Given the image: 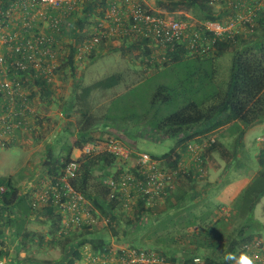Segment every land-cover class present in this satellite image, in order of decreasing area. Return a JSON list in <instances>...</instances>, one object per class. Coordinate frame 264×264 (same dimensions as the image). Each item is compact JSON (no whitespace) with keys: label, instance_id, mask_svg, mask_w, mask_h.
<instances>
[{"label":"built area","instance_id":"1","mask_svg":"<svg viewBox=\"0 0 264 264\" xmlns=\"http://www.w3.org/2000/svg\"><path fill=\"white\" fill-rule=\"evenodd\" d=\"M209 1L218 9L214 11L219 18L199 22L169 18L138 0H0V145L5 146L6 138L16 132L37 131L42 121L34 116L32 94H38L42 87L35 86L34 81L41 78L50 87L64 68L68 46L73 42L76 65L99 47H112L122 41L137 45L141 53L148 50L142 63L146 70L151 69L147 66L162 67L168 53L178 46L191 56L207 55L215 52L218 40L235 42L258 27L260 21L264 23V0ZM85 13L89 25L80 29L77 22ZM204 128L202 125L190 133ZM257 141L264 146V134ZM213 144L212 134L196 135L183 150L188 155L186 163L181 159L178 169L170 171L147 153H134L121 141L94 139L74 150L76 156L64 165L56 182L45 183L35 197L34 207L53 205L62 218L61 231L65 234L86 223L95 226L97 221L86 210L87 200L70 185L80 158L105 152L114 156L119 170L128 161L134 162L132 174L121 173L119 181H104L113 192L122 194L121 206L129 210L132 195L151 204L171 193L180 175L203 178L207 173V150ZM86 256L89 264H174L157 251L133 247L117 253L111 250L107 258L95 253ZM245 256L253 264H264V238L253 242L243 262ZM4 261L1 257L0 264ZM191 264L204 261L195 257Z\"/></svg>","mask_w":264,"mask_h":264},{"label":"trees","instance_id":"2","mask_svg":"<svg viewBox=\"0 0 264 264\" xmlns=\"http://www.w3.org/2000/svg\"><path fill=\"white\" fill-rule=\"evenodd\" d=\"M156 5L160 13L169 18H175L173 13L179 10L198 11L202 21L215 20L218 17L209 0H156ZM77 24L80 29L85 26L81 20ZM263 24L260 21L258 27L252 28L243 37L237 38L235 42L218 40L214 53L191 56L181 46L168 53L167 60L161 70L165 74L167 72L171 74L172 78L153 91L150 95L148 110L143 114L149 127L158 133L162 140L175 139V146L167 153L161 156H151L164 170L176 171L178 169L182 159L181 150H184L188 141L196 135H213L223 125L235 123L241 126L242 131L239 135L242 136L244 130L264 122ZM74 44L75 42L68 46L63 77L75 74ZM99 48L113 49L102 46ZM228 52L232 53L230 66L226 78L222 79L219 76L217 60ZM148 53V50L145 49L141 56H147ZM88 57L90 60L93 59L92 55ZM147 68L152 69L151 66H147ZM154 68L153 70L160 69L157 66ZM120 80L119 75H112L90 86L83 87L80 95L77 98L76 95L74 96V101L84 102L92 91L112 88L118 85ZM34 85L42 87L43 95L48 94V86L43 79H36ZM72 105L69 109L74 107ZM67 114L69 115L70 112ZM202 125L205 126L204 129L190 133ZM103 138L105 140L118 139L117 136L109 133H105ZM94 139L104 140L92 138L90 132L86 130V126H81L75 139L66 146L64 145L65 147L62 146L61 153L54 155L50 149H47L42 166L46 180L52 183L56 182L64 165L70 161L73 151ZM217 147L218 144L215 142L208 150H215L221 157H224V150L221 149V146L218 149ZM229 156L228 154L227 157ZM115 162L114 156L105 152L82 157L78 160L79 168L75 178L70 180L72 189L81 193L87 200V213L91 216L99 213L103 218H106H102L106 227L104 234L96 238L94 233L90 232L93 226L87 223L75 229L76 232L79 231L78 234L76 232L73 234L70 231L66 234L63 233L61 231L62 218L56 213L53 205L35 208V199L32 201L29 195L22 194L20 189L14 186L11 176L0 178V187L4 188V192L0 193V208L3 211H8L11 207L15 208L16 213H10L9 220L11 219L18 237L19 249L27 251V245L30 242H38L40 246L45 244L46 237L44 235L28 229L35 211H41L45 223L53 222L52 227L58 234L55 237V244L65 255H70L65 264H78L83 258V249L87 246H89L90 252L107 258L110 247L106 244L110 238L117 242L131 238L130 243L139 244L138 249L150 245L152 248L162 249L160 253L168 262L175 264L180 259L182 264H191L195 257L190 256L189 253L186 252L187 255L184 254L178 258L176 250L171 249L168 243L164 242L163 245H160L161 241H155L146 244L140 236L144 230L159 228L166 221H168L167 224L170 223L172 216L177 215V211L191 214L189 208L185 207L192 200L189 192L180 190L175 196L174 203L166 200L168 204H164L163 207H146V200L138 199L133 207L135 218H127L122 221L115 213L118 207H122V194L114 195L112 189L104 184L106 179L117 180L120 176L119 171L121 170L114 175L111 173ZM180 178H184L190 183L195 181L191 174L180 175ZM263 198L264 159H260L255 177L232 204L238 225L228 234L223 251L218 255H205L203 257L204 264H233L243 257L255 240L261 239L264 223L255 217V209ZM171 211H174V215H171ZM191 222L193 225L194 221ZM116 224L118 227H113ZM168 227L169 225L165 224L164 229ZM7 256L6 245L0 242V258H7Z\"/></svg>","mask_w":264,"mask_h":264},{"label":"rangeland","instance_id":"3","mask_svg":"<svg viewBox=\"0 0 264 264\" xmlns=\"http://www.w3.org/2000/svg\"><path fill=\"white\" fill-rule=\"evenodd\" d=\"M145 5L153 11L160 12L156 0H150L149 5ZM213 9L218 10L216 7ZM173 14L175 18L182 16L191 21H202L201 14L195 10H179ZM87 16L85 13L79 18L85 26L89 25L88 20H90ZM113 45L111 50L98 48L90 54L93 56L92 60L86 56L81 63L76 65L73 76L63 77L64 71L61 69L62 71L58 73L53 84L47 87L48 94L43 95L42 89L37 90L35 100L40 105L49 107L52 114L41 117L42 122L38 124V129L33 133L32 139L20 145L6 143L3 147L0 145V178L11 176L14 186L20 189L22 194L29 195L32 201L46 183L42 166L47 149H50L54 155L61 153L62 146H66L75 139L81 126H86L92 138L104 139L105 133L117 136L116 140L128 146L134 153L143 152L150 156H161L175 146V139L162 140L161 136L149 127L147 119L143 118V114L149 107L150 95L159 85L166 84L172 75L168 72L165 74L161 67L158 70L146 69L144 71L143 57L137 45L122 41H116ZM231 56L232 53L228 52L217 60L219 76L222 79L227 76ZM112 75L121 77L118 85L108 89L94 90L84 102L74 101V96L76 95L77 98L83 87ZM55 89L56 91L59 89L57 95L54 93ZM70 105L74 107L69 109ZM68 112H70L69 115ZM262 124L259 123L244 130L242 136L239 135L242 131L241 126L235 123L220 127L213 136L218 144L217 149L221 146L224 150V157H221L215 150H208L207 173L203 178H197L192 183L179 178L175 189L166 197L155 200L151 204L146 202L145 205L146 207H163L164 204H168L166 200L174 203L175 196L180 190H185L189 192L190 199H192L185 206L189 208L191 214L177 211V215L172 216V222L167 224L168 221H166L159 228L144 230L140 235L142 241L146 244L161 241L160 245L166 242L171 249L176 250L178 258L189 253L190 256L203 260L205 255L220 254L224 249L228 234L238 225L232 204L243 191L244 186L255 177L258 171V161L264 159V146L257 141L264 134ZM28 146L33 150L30 156H28L30 151ZM181 153L183 155L184 151L181 150ZM228 154L229 157H227ZM133 166L134 162L128 161L121 171L113 167L111 173L114 175L119 171L122 174H132ZM113 193L117 195L118 191ZM138 199L132 195L130 211L118 207L115 211L117 217L122 221L127 218L134 219L133 207ZM10 213H16L14 207L9 208L8 212L0 208V229L4 227V224H12L11 219L9 220ZM170 213L174 215V211ZM258 216L264 217V203L262 205L259 203L256 207V217ZM43 217V212L35 211L28 229L47 237L45 244L40 246L38 242H30L27 245L26 254L19 255L18 252L15 254L19 250L18 241H13L12 247L14 246L15 255L12 258L15 262L65 264L69 259L70 255H65L55 244V237L58 234L52 227L53 222L45 223ZM92 217L97 224L90 229V232L94 233L95 238L102 236L106 228L103 219L106 218L99 213ZM191 221H194L193 225ZM165 224L169 225L167 229H164ZM114 226L118 227L117 224ZM73 232L76 231L73 230ZM2 233L3 231L0 230V236ZM12 233L11 231V237H14ZM76 233L78 234L79 231ZM260 238H264V232ZM130 239L117 242L110 238V240L107 239L109 242L106 246L110 247L112 253H117L123 248H138L139 244H131ZM16 240H18L17 235ZM150 247L147 245L142 248L162 252L160 248ZM86 254H93L89 246L83 249V258L78 264H89L85 261L88 256ZM175 264L182 263L179 259Z\"/></svg>","mask_w":264,"mask_h":264},{"label":"crops","instance_id":"4","mask_svg":"<svg viewBox=\"0 0 264 264\" xmlns=\"http://www.w3.org/2000/svg\"><path fill=\"white\" fill-rule=\"evenodd\" d=\"M138 1H140L143 4H148V5H149V2H150V0L149 1H147V0H138ZM76 17H78V15H76ZM16 23L17 22L14 23V28H15V24ZM57 90L58 91H56V89L54 90L55 95H57V93L59 92V89H57ZM35 95H36L35 93L32 94V99H33V101H32V103H33L32 107H33L34 116H38V117L41 118L43 116H48L49 114H52L51 113L52 110L49 107H44L43 105H40V103L37 100H35V98H34ZM47 101L49 102V100H47ZM262 125L264 126V122H263ZM34 128L36 129L35 125H34ZM32 129H33V127H32ZM32 137H33V133H31L30 131H19V132L14 133L11 136L9 135L6 138V144L20 145L21 143H25L26 141H29V139H32ZM29 149H30V151L28 152V156H30L33 153V150L30 147H29ZM73 155L76 156V154H75L74 151L72 153V156ZM182 156H183L182 157L183 163H186V161L188 159V155L186 153H184ZM44 178H46V177L44 176ZM44 181L47 182L46 179H44ZM247 186L248 185L246 184L244 186V188H246ZM263 203H264V199L261 200L260 204L262 205ZM255 217H256V209H255ZM256 218L259 219L260 221L264 222V217L263 216H258ZM4 223L5 222H3V224ZM0 230L3 231V233L1 234L2 236H0V239H1L0 242L5 243L6 247H8V249H7L8 256H7L6 260H5L6 264H16V263L24 264V262L23 263H21V262H15L14 258H12V256H14L15 254H18L19 253V255H24L27 252V251L25 252L24 250H20L19 249L14 254L15 249H14V246L12 247V243H13V241L16 242L18 240H16V233H15V229L13 228L12 224L11 225L4 224V227L2 229H0ZM9 231H10V233H11V231L13 232L12 234H14V237H11V234L9 233ZM5 232L7 234H5ZM5 240H7V241H5ZM35 264H38V263L35 262ZM40 264H44V263H40ZM234 264H243L242 258L236 260L234 262Z\"/></svg>","mask_w":264,"mask_h":264},{"label":"clouds","instance_id":"5","mask_svg":"<svg viewBox=\"0 0 264 264\" xmlns=\"http://www.w3.org/2000/svg\"><path fill=\"white\" fill-rule=\"evenodd\" d=\"M243 264H253V261L251 258L245 256Z\"/></svg>","mask_w":264,"mask_h":264}]
</instances>
